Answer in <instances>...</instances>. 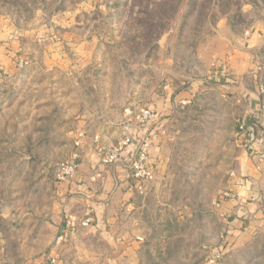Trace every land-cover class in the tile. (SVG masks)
I'll return each mask as SVG.
<instances>
[{
    "label": "rangeland",
    "instance_id": "rangeland-1",
    "mask_svg": "<svg viewBox=\"0 0 264 264\" xmlns=\"http://www.w3.org/2000/svg\"><path fill=\"white\" fill-rule=\"evenodd\" d=\"M254 33L262 61L264 0H0V264H21L32 244L62 264H264L246 253L262 239L232 251L226 238L218 198L244 178L233 173L238 138L230 136L225 158L215 142L223 131L238 134L242 115L231 109L228 123L207 91L215 61ZM192 87L200 93L192 106L169 107ZM165 94L171 139L155 165L150 138L161 116L153 102ZM140 106L153 112L147 127L125 112ZM125 137L126 153L104 165L123 162L133 185L130 159L144 145L153 180L107 234L75 230L59 253L57 239L47 247L38 227L56 165L73 154L80 161L84 150L94 158ZM30 220L39 230L31 245Z\"/></svg>",
    "mask_w": 264,
    "mask_h": 264
},
{
    "label": "crops",
    "instance_id": "crops-1",
    "mask_svg": "<svg viewBox=\"0 0 264 264\" xmlns=\"http://www.w3.org/2000/svg\"><path fill=\"white\" fill-rule=\"evenodd\" d=\"M255 35V33L252 34L250 40H246L242 47L215 61L212 71L207 76L212 86L207 87V91H212V94L216 91V100L220 103L223 113L228 114L226 117L228 123L229 112L233 109L238 112L239 116L242 115L241 121H246L248 127H253L252 136L255 138L250 140L248 132L239 131L238 134L223 131L222 140L216 138L215 143L223 145L219 152L221 151L220 156L224 158L223 153L229 152L230 136L232 137L233 134L238 138V140L233 138L234 143H238L233 156L235 160L233 173L236 172L235 174L244 178V180L241 179L244 187L237 186L236 193L220 196L217 205L226 223L225 226H227L226 238L230 240V243H234L230 250L234 251L236 248L242 250L252 240L262 239L258 244L256 243L254 250L246 252L254 256L258 262L264 257V109L261 108L256 89L258 82L252 81L251 73L254 77L256 74L260 76L257 67L260 65L264 68V60L259 59L258 52L261 46L257 43L258 37ZM198 94L200 93L195 87L179 91L173 97V104L169 107H190L194 104ZM167 96L165 94V98L158 101V104L153 102V107L155 106L153 109H156L161 116L158 126L155 124L152 127V129L155 128L154 135L150 138L152 144L149 147V157L150 162L155 165L163 161L164 148L171 139L166 127L170 120L169 113H166L168 107L166 102L170 100L171 95L169 99ZM252 152L255 153L252 155ZM97 155L94 160L90 152L84 150V156L80 161L78 160L80 163L73 179L66 182L55 181L51 189L52 201L47 200V207L42 209L44 218L38 229H40V234L42 233L47 238V247L57 239L55 247H59L58 253L67 246L66 238L73 237V233L70 234L71 232L65 228L67 217L72 216L77 221L90 217L89 224L78 227L77 232L80 231L86 236H101L108 233L106 227L109 223L117 220L118 211L125 210L128 214L129 209L134 206L135 195H138V192L127 178L124 163L106 166L100 163V157ZM164 169L161 168L162 171ZM251 186H253L252 193L247 189ZM112 214L116 217L108 218L110 215L113 216ZM29 218L32 217L27 215L20 219L17 218L15 222L18 226H23ZM36 226V223L30 220L29 226L25 227L29 228L30 240L26 242L30 245L34 236L39 235ZM112 233L111 230L109 238H112ZM60 238L63 239L61 243L58 242ZM117 244L118 241H116L115 248ZM34 245H31L30 253L24 257L21 264H39L44 260L45 250L33 252ZM55 255L59 257L58 254Z\"/></svg>",
    "mask_w": 264,
    "mask_h": 264
},
{
    "label": "built area",
    "instance_id": "built-area-1",
    "mask_svg": "<svg viewBox=\"0 0 264 264\" xmlns=\"http://www.w3.org/2000/svg\"><path fill=\"white\" fill-rule=\"evenodd\" d=\"M257 70L260 74V81L257 83L256 89L260 97L261 108L264 109V68L258 65ZM263 80V81H262ZM125 112L129 117H132L138 126L147 127L151 121L154 120L152 110L147 106H140L133 109H126ZM246 121H240L238 124L239 132H248L249 140L253 138V127H248ZM82 133H78V139H81ZM130 138L125 137L123 140L106 148L102 151V148H98L97 152L100 157V163L109 164L115 163L126 153L127 146L130 143ZM75 145H79L76 141ZM250 144H248L249 146ZM77 154H73L69 159L59 162L55 168V181L66 182L73 179L79 166ZM130 177L133 180L135 189L139 192L145 188V183L150 182L154 178V169L148 162V151L143 145L139 148L135 154L132 155L129 163ZM91 218L87 217L84 220L77 221L72 216H69L65 220V228L73 233L78 227L87 226ZM62 239V238H60ZM63 240V239H62ZM39 264H62L61 260L53 254H47L44 260Z\"/></svg>",
    "mask_w": 264,
    "mask_h": 264
},
{
    "label": "trees",
    "instance_id": "trees-1",
    "mask_svg": "<svg viewBox=\"0 0 264 264\" xmlns=\"http://www.w3.org/2000/svg\"><path fill=\"white\" fill-rule=\"evenodd\" d=\"M58 257V256H57ZM59 258V257H58ZM60 259V258H59Z\"/></svg>",
    "mask_w": 264,
    "mask_h": 264
}]
</instances>
